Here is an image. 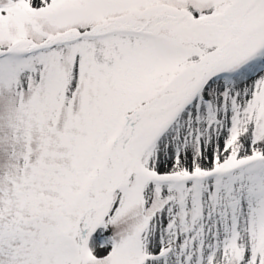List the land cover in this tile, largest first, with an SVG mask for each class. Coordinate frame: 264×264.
Returning <instances> with one entry per match:
<instances>
[{
  "label": "snow or ice",
  "instance_id": "1",
  "mask_svg": "<svg viewBox=\"0 0 264 264\" xmlns=\"http://www.w3.org/2000/svg\"><path fill=\"white\" fill-rule=\"evenodd\" d=\"M0 264H264V0H0Z\"/></svg>",
  "mask_w": 264,
  "mask_h": 264
}]
</instances>
